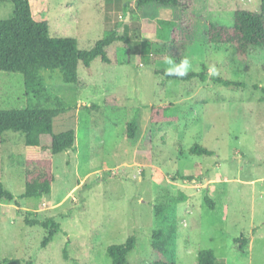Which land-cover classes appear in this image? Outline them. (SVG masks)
Masks as SVG:
<instances>
[{
	"label": "rangeland",
	"instance_id": "rangeland-1",
	"mask_svg": "<svg viewBox=\"0 0 264 264\" xmlns=\"http://www.w3.org/2000/svg\"><path fill=\"white\" fill-rule=\"evenodd\" d=\"M192 1L183 14L139 6L137 0H30L51 36L72 37L80 49H90L118 29L131 39L133 56L129 64L117 62L114 53L123 43L116 42L111 63L96 58L91 74L79 66L78 84H66L57 71H42L49 92L66 108L54 118V131L74 129L76 142L57 155L42 153L53 158L56 180L50 194L36 199L20 198L24 135L0 139V182L15 197L0 200V262L112 264L108 247L135 235L127 264H198L205 249L225 264H264V48L252 49L242 64L230 44L208 38L210 23L232 28L237 9L258 12L261 0ZM12 14L11 0H0V19ZM174 27L177 36L193 41L190 72L205 71L206 81L156 72L168 67L167 35ZM210 65L220 73L214 77L234 84L215 83ZM32 102L22 73L0 70V109ZM170 103L177 119L152 124L151 108ZM132 119L138 131L129 143ZM194 144L214 155L191 153ZM48 219L61 230L42 246L48 230L27 221ZM243 237L248 240L241 250L236 239ZM158 239L163 251L154 246Z\"/></svg>",
	"mask_w": 264,
	"mask_h": 264
},
{
	"label": "trees",
	"instance_id": "trees-1",
	"mask_svg": "<svg viewBox=\"0 0 264 264\" xmlns=\"http://www.w3.org/2000/svg\"><path fill=\"white\" fill-rule=\"evenodd\" d=\"M13 14L9 18L0 19V70L7 72L22 73L24 79L25 94L31 101L24 108L0 109V139L7 133H20L24 135V192L20 198L42 199L52 191V185L56 180L51 156H42L43 152H51L57 155L61 152L73 149L76 142L74 129L57 133L54 131V118L66 108L55 100L45 83L43 70L59 72L63 82L66 84H78L81 80L78 74L79 66L82 64L88 74L92 73L91 64L96 58L104 63H111L109 56L110 48L116 42H122L121 50L115 51L114 58L119 63H131L133 56V45L131 39L125 34H120L118 29L108 30L105 35L97 40L90 49H80L75 38H56L51 36L49 24L45 20H38L32 11L30 0H11ZM139 6H152L154 8L178 9L183 14L188 12L192 6V0H137ZM174 30V31H173ZM167 35V56L174 58L177 62L187 55L188 47L193 44L192 40L177 36L175 27ZM210 42L216 44H230L235 51L238 61L246 64L249 54L254 48H264V0H261L258 12L237 9L235 11L234 25L232 28L210 23L208 29ZM157 73L166 78L190 80L199 78L206 81L208 75L205 71L189 72L185 77L167 76L165 69H156ZM215 83L233 85L234 83L221 77H211ZM264 102V88L261 89ZM44 102L54 104L50 107ZM177 119L174 113V105L162 104L153 106L150 112L152 124L171 122ZM138 131L137 119H132L127 124V138L132 143ZM146 150L152 147L151 130L145 136ZM191 153L213 156L214 152L200 144H194ZM192 179V176L182 177ZM0 200H15L13 193L4 188L0 182ZM205 200L209 207L213 208V201L206 196ZM18 204V201H15ZM158 210L161 207H157ZM28 224H40L48 230V234L42 241L46 246L53 241L55 235L61 230L60 223L48 219L44 221H27ZM155 235L160 237V232ZM247 238H238L239 248L242 250L247 244ZM137 238L135 235L128 237L126 242L112 244L107 251L112 264H127L129 253L136 248ZM158 251H163L160 240L154 243ZM175 254H173V257ZM4 259L0 264H5ZM26 264H33L27 261ZM169 264V263H167ZM171 264V263H170ZM198 264H225L218 258L213 250H201L198 254Z\"/></svg>",
	"mask_w": 264,
	"mask_h": 264
},
{
	"label": "clouds",
	"instance_id": "clouds-1",
	"mask_svg": "<svg viewBox=\"0 0 264 264\" xmlns=\"http://www.w3.org/2000/svg\"><path fill=\"white\" fill-rule=\"evenodd\" d=\"M168 67L165 70L167 76L185 77L193 70V59L189 56H183L179 62L174 61L171 58L166 60ZM208 74L210 77L218 76L220 73L215 65L208 67Z\"/></svg>",
	"mask_w": 264,
	"mask_h": 264
}]
</instances>
